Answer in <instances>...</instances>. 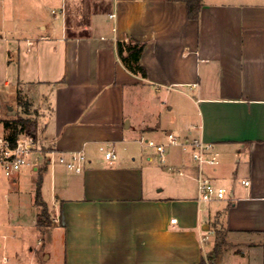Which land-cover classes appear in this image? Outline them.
Listing matches in <instances>:
<instances>
[{
	"label": "crops",
	"instance_id": "obj_1",
	"mask_svg": "<svg viewBox=\"0 0 264 264\" xmlns=\"http://www.w3.org/2000/svg\"><path fill=\"white\" fill-rule=\"evenodd\" d=\"M113 1L114 20L105 11ZM0 33L13 79L4 81L12 110L0 111L1 133L3 119L23 111L20 93L41 150L87 157L80 173L51 158L34 167L51 177V204L41 195L63 264H197L217 234L221 254L264 264V0H203L197 19L184 0H0ZM129 38L146 44L147 77L119 60L116 41ZM141 84L188 87L178 92L189 99L168 104L167 127L146 125ZM170 131L219 152L205 173L226 198L199 200L190 181L131 147L140 137L168 146ZM104 144L116 159L99 153ZM169 148L168 165L196 181L198 165ZM235 155L241 168L230 173Z\"/></svg>",
	"mask_w": 264,
	"mask_h": 264
},
{
	"label": "rangeland",
	"instance_id": "obj_2",
	"mask_svg": "<svg viewBox=\"0 0 264 264\" xmlns=\"http://www.w3.org/2000/svg\"><path fill=\"white\" fill-rule=\"evenodd\" d=\"M4 35L0 33V37ZM20 42L22 43V41ZM5 46V42L0 40V111L3 108L7 109L12 106L11 88L4 86V81L7 79L13 81L8 67H6ZM11 74L13 75V73ZM140 87L143 93V105L141 106V111L143 112L142 123L146 125L161 120L162 126L167 127L168 104H172L174 97L177 96L182 97V99H189L186 95L178 92V89L189 92L188 87H175L170 90L160 87L159 91L156 90L154 85L141 84ZM39 109L41 107L37 108L36 111H39ZM43 120L44 118L39 119L40 124ZM1 132L2 129L0 128V137L2 136ZM141 138L146 139V137H140L139 141L132 143L131 147L134 152L143 155L153 154L152 163L154 165L160 168L162 164L168 166L167 170L172 175L190 181L194 193L197 189L195 188L196 181L186 176L188 174L187 170L168 165L167 157V152L171 149L169 147H173L176 150L178 149L183 157L192 159L190 150L185 151L179 146H165L164 161H162V157L155 149V146H151L146 142L142 143L140 141ZM147 139L154 140L152 137ZM104 146L107 148V145L104 144ZM99 153L104 156L105 150H100ZM50 158H52L50 152H45L39 148V145H36V150L32 151L28 156V163L12 175H6L0 165V264H63L62 257L64 253L59 231L54 232V228L40 227L36 223L40 207L38 208L34 195L39 176L43 177V181L41 179V187L44 191L45 199L50 204L54 194L51 191L50 175H45V179V170L36 171L34 167L35 165L42 166ZM239 159L240 156L238 155L232 158L230 173L237 172L241 168ZM153 169L156 171L158 168ZM180 170L183 172L182 174H180ZM50 214L52 217L51 212ZM218 239H221L220 234L213 236V238L211 237L210 242ZM215 264L250 263L242 260L235 253L224 252L218 255Z\"/></svg>",
	"mask_w": 264,
	"mask_h": 264
},
{
	"label": "built area",
	"instance_id": "obj_3",
	"mask_svg": "<svg viewBox=\"0 0 264 264\" xmlns=\"http://www.w3.org/2000/svg\"><path fill=\"white\" fill-rule=\"evenodd\" d=\"M115 1L105 5V11L109 18L114 20L117 16L115 10ZM63 11V9H62ZM55 12V11H54ZM115 30V27H114ZM33 41H28L29 45H33ZM168 144L179 146L183 150H190L193 161L198 165V174L196 176L198 198L201 201H211L214 199H224L227 197L228 190L225 186L220 185L217 181L205 173V165H218L220 163V154L214 151L211 143L205 142L199 137H191L187 135H179L172 131L167 133ZM142 143L146 142L155 148L163 155L165 144L158 143L155 140L141 139ZM37 140L34 134H22L17 144L14 147L10 146L6 132L0 137V164L6 175H12L19 170L23 165L28 163V156L36 149ZM105 150V157L109 160L117 158V153L114 148L100 147ZM57 159L59 163L65 165L69 170L80 173L84 169V164L87 157L83 151H70L59 155H52L51 162ZM164 161V157H162ZM180 173H183L180 171ZM245 184H250L249 180L243 181ZM172 222H176L177 218H172ZM209 231L204 232L203 240L209 238Z\"/></svg>",
	"mask_w": 264,
	"mask_h": 264
},
{
	"label": "trees",
	"instance_id": "obj_4",
	"mask_svg": "<svg viewBox=\"0 0 264 264\" xmlns=\"http://www.w3.org/2000/svg\"><path fill=\"white\" fill-rule=\"evenodd\" d=\"M188 6L189 17L192 19L199 18L200 10L203 5V0H184ZM146 44L136 39L117 40L116 48L119 60L122 64L132 73L147 77L148 70L141 63V56L145 50ZM17 102L23 108L22 113L11 115L3 119L4 130L11 147L17 144L19 137L24 133L34 134L37 133V121L29 116L27 108L31 105L30 101L18 93ZM41 176L38 179L35 202L40 207L37 213V225L40 227H48L53 224V220L48 208L47 203L41 195ZM225 248V239L217 240L213 248L203 255L201 261L197 264H215L216 258Z\"/></svg>",
	"mask_w": 264,
	"mask_h": 264
},
{
	"label": "water",
	"instance_id": "obj_5",
	"mask_svg": "<svg viewBox=\"0 0 264 264\" xmlns=\"http://www.w3.org/2000/svg\"><path fill=\"white\" fill-rule=\"evenodd\" d=\"M9 109L12 110V106H10Z\"/></svg>",
	"mask_w": 264,
	"mask_h": 264
}]
</instances>
